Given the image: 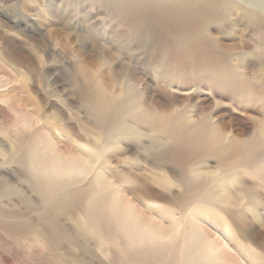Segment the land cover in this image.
<instances>
[{
    "label": "rangeland",
    "instance_id": "rangeland-1",
    "mask_svg": "<svg viewBox=\"0 0 264 264\" xmlns=\"http://www.w3.org/2000/svg\"><path fill=\"white\" fill-rule=\"evenodd\" d=\"M107 2L106 0H0V186L7 183L16 190H14L16 193L9 192L6 195L0 193V264H134V262L135 264H178L179 259L175 258L189 252L190 249H195L194 247L203 240V242L206 240L213 242V248L221 253L219 264H264V204H262L264 180L254 178L242 168L249 167L248 164L253 161L262 162L264 167V147L254 146L253 139H258L259 143L261 142L259 135L264 134V21L242 20L238 22L240 28L235 30L230 20L225 23L226 19H221L219 22L209 19L210 21L206 20L205 23L198 16V11H192L191 8L187 10L176 5L142 2L141 8L146 11L143 12V9H136L127 1L120 2L117 6L109 4L111 0ZM174 7L178 15L173 14ZM175 19H178V22ZM202 24L207 27L204 28ZM50 27L57 30L52 38L47 37V30ZM208 30L221 42L236 48L243 46L244 50H232L229 53L210 44L207 46V43L203 42V36ZM115 33L119 38L114 36ZM56 35L59 37L57 38ZM110 36L113 38L112 41ZM77 41L80 45L84 43L83 46L86 48L94 43L107 42L109 45L112 44V47L117 44L116 54L135 66L139 75L149 82L152 90L163 94L167 88L166 91L176 95H191L193 100L196 97L209 99L210 102L205 106H209L215 116L220 117L223 122H228L233 131L235 130L238 139L247 141L240 145L236 144L237 149L233 148L234 150L229 153V156L236 154L238 158L242 157L244 160H236L237 163L234 164L236 166H226L223 171L227 169V172L220 176V181L223 180L222 184L219 180L215 182V185L219 184L226 188V191L229 190L228 193L236 203L235 209L223 208L226 212L218 206L216 210L215 205L209 204L208 201L206 203V198L203 197L204 193L207 195L206 186L203 188L201 185L198 186L189 174L219 173V165L213 155L189 150L185 146L181 147L183 150L173 148L171 143L164 146V149L160 150L161 153L159 151L156 156L158 161L153 160V163L150 158H147L146 162L140 158L134 161L133 142L126 143L112 152L110 168L114 175L134 174L151 188L149 192L151 199L143 198L138 194L133 197L132 191L129 192L131 187L126 185L122 196L131 200V203L146 215L163 219L162 224L165 227L172 213L176 215L172 216L180 217L196 209L192 213L198 214L194 215V221L201 230L192 233L204 238L203 240H197L196 235H193L194 239L191 238L192 233L187 228L180 231L182 235L179 233L172 236L171 243L161 241L145 244L144 240L130 243L126 241L125 236L123 238L121 230L117 228L115 234L120 233L118 234V238L122 236L120 241L111 239L114 229H112L113 233L110 232L112 236L109 231L108 234L105 231L103 234L79 233L70 220H67L68 216L65 213L63 214L62 211L58 213V209L48 208L45 202L37 198L35 193L33 194L24 169L11 162V156L25 151L28 146L36 147L38 150V161H42L44 156L40 151L43 146L48 150L51 149L49 144L60 153L67 152V147L74 152L78 151L81 146L74 147L73 143L76 140L79 142L76 141L75 145L86 143L85 138L81 140L71 136L72 140L69 138V132L72 130L71 132L80 134L79 127L82 124L87 127L90 139H95L96 126L87 114L84 104L85 92L80 82L74 80L77 67L73 65L71 51L79 47ZM243 61L254 71L250 70L248 73H253L248 74L239 67ZM194 102L190 105L193 106ZM61 141L66 142L61 144ZM164 151L166 153H163ZM241 151L247 156H242ZM172 169L173 173L170 172ZM39 177L46 179L43 174H39ZM68 177L72 178L66 175L56 179L52 184L56 185V188L66 185L69 182ZM111 177L108 175L107 179L110 180ZM160 177H167L168 183L171 181V184L161 182ZM233 177L234 179L237 177V180H233ZM110 181L114 182V177ZM84 182H78L70 186L69 190L58 191L57 194L65 193L68 205L76 202L83 210L82 207H86L87 203L84 199L90 197V192L85 186L87 182ZM177 182L179 188L174 184ZM80 184L81 186H78ZM251 193L254 194L251 196ZM77 196L83 201H79ZM196 198H199V201ZM202 199L204 204L201 202ZM148 202L151 203L147 204ZM196 206H200V210L203 207V210L207 209L208 212L202 210L200 213ZM45 219L55 225L56 235L58 234L52 241L54 245H49L51 247L34 242L37 237L32 231V227H35L33 224L38 223L41 226L46 223ZM26 221L29 225L25 223ZM168 228L166 227L165 233L167 235L170 234ZM247 236L253 238V241ZM136 242L139 244L136 245ZM254 242L256 244H253ZM181 245L185 248L182 249ZM98 247L103 248L104 251L102 252Z\"/></svg>",
    "mask_w": 264,
    "mask_h": 264
},
{
    "label": "bare ground",
    "instance_id": "bare-ground-1",
    "mask_svg": "<svg viewBox=\"0 0 264 264\" xmlns=\"http://www.w3.org/2000/svg\"><path fill=\"white\" fill-rule=\"evenodd\" d=\"M107 1L108 0H106V2ZM123 1H127V3L132 4V7H136V9L141 8L142 2L176 5V6H179L187 10H190L191 8L192 11L193 10L198 11L197 13H199L198 16L200 17L201 21H205L206 23V20L210 21L209 19H211V21L213 22H219L221 21V19H226L225 21L226 23L228 22L227 20H230L232 22V28H234L235 30L240 28L238 25V22L242 20H245L246 22L253 20V19L264 21V0H111V3L109 4L117 6L120 2H123ZM120 5H123V4H120ZM107 7H109V5ZM175 7H174V11L172 10L173 14H175L177 11L175 10ZM141 9H143V7ZM143 12H146V11L144 10ZM162 17L164 16L162 15ZM188 17L190 16L188 15ZM178 19L177 20L175 19V20L178 22ZM221 23H220V26L223 24ZM203 27L205 28L207 26L203 25ZM56 31H57L56 29H53V28L51 29L50 27L47 30V37L52 38L56 34ZM56 36L57 38L59 37L58 35ZM114 36L119 38V36L116 33L114 34ZM203 38H204L203 42L207 43V46L208 44H210L212 47L221 49L222 51H226L230 53L232 50H237V51L244 50L243 46H239L236 48V47H233L232 45L230 46V44L227 45L224 42H221L220 39H218L216 35H213L211 32H209V30L205 34V36H203ZM110 39L112 41L113 38L110 36ZM80 42L82 43V41ZM77 44L79 47L74 46L77 49L74 51H71L73 55V59H74L73 65L74 67L75 66L77 67L76 70L74 69L75 70L74 80H78L80 82L81 87L83 88L85 92L84 104L87 110V114L93 119L92 123L94 126H96V134H95L96 137L94 136L95 139L93 140L90 139L88 135L87 127L83 126L82 124L80 125V127L78 126L81 133L79 132L80 134H78L77 132H74V131L71 132L72 130H70L69 138H71V136L72 137L74 136L75 138H79L81 140L85 138L86 143L81 142L75 145L74 143H76L77 141L76 139H74L76 141L73 143L74 147L80 145L83 149L80 147L78 151L74 152L67 147V152H65L66 151L65 150L64 151L65 153H60L57 150H54V148H52V146L49 144V147H51V149L48 150V148H44L46 146H43L44 149L42 148V150L40 151L42 152L44 156L42 158V161H38L39 160L37 156L38 150L36 149V147L28 146L25 148V151H21L19 152V154L11 156V162H14L15 164L19 165L26 172L27 179L28 181H30L31 188H32L31 191L33 192V194L35 193L37 195V198L39 197L42 200V202H45L48 208L51 207V209H55V210L58 209L59 210L58 213H60L61 211L63 212V214L65 213L68 216V218L66 217L67 220L68 219L70 220L75 230L79 233H83V234H91V233L101 234L102 233L103 234V231H105V233L108 234V231L109 233L110 232L113 233L112 229H114V235L110 233L111 236L113 235L112 236L113 238L109 235L113 241H120L121 240L120 237L123 236L124 238L125 236L126 241L127 240L128 242L130 241V243L131 241L134 242V241H142V240L145 241V244L146 242L155 243V242H161V241H165L166 243L168 242L171 243V241L173 240L172 236H175L179 233L182 235L183 233H181L182 232L181 230L185 228H187L188 230L189 229L192 230V231L189 230V232L191 233L193 231L196 232L198 230H201L196 224V222L194 221L195 220L194 215H196L197 213L195 214L192 213L196 209H194L193 211H190L187 214L185 213L184 215H181L180 217H175L176 216L175 213H172L171 216L169 217L170 219L169 223H167L165 220V222L167 223L166 227H169L168 229L170 230L168 231L170 234L168 233L169 235H167L165 234L167 232L166 227L162 224L164 223L163 219L160 220L159 218H157L158 216L154 218L153 216L146 215V213H144L143 211L138 209L134 204H132L131 200H128L124 196H122L124 187L130 186L131 188L129 189L130 190L129 192L132 191L133 197L134 195L138 194V195H141V197L147 199L151 195L149 193L151 188H149L148 185L140 181V179L134 174L114 175V173L112 172L113 170H111L110 168L112 152L115 150H118L119 147H121L122 145L126 143L133 142L134 144L133 146L134 151L132 152L134 161L140 158V160H143L146 162L147 158H150L152 160V163H153V160H157L156 156L159 153V151L161 149H164V146L171 143V146L173 148H181V147L183 148V146H185L189 150H196V151H200L206 154H210L211 156L213 155L214 158L216 159L217 164L219 165L218 166L219 173L217 174L214 172L213 173L212 172L211 173L210 172L196 173L194 171L195 173L193 174L189 173L191 174L190 177L192 178L193 182L194 181L197 182L198 186L201 185L202 188L206 186L205 189L207 190L206 192L207 195H204L205 194L204 193L203 197L205 196L204 199L206 198V203L208 201L209 204L215 205L214 207L216 210H217L216 206H218L219 208H222L221 209L222 211L224 210L223 208L225 207H226L225 208L226 210H228L227 207H233V209L237 208L236 203L233 202L231 195L228 193L229 190L226 191V188L224 189L219 184H218L219 186L215 185V182H217L218 180L220 181L221 179L220 176L224 174V172H227V169L226 171H223L226 166L234 165L237 163V161L244 160L242 157L238 158L236 154H231L230 156L234 155L231 158L229 156V153H231L230 151L237 149L238 146L235 147L236 144L239 143L240 145V143L242 144L247 143V141H244L243 139L242 140L238 139V137L234 133L235 130L233 131L232 129V126H230V124H227L228 122L227 123L223 122L220 117L218 118L217 116H215L214 112H212L211 109H209V106L207 107L205 106L207 102H210L209 99L204 98V97L203 98L196 97L195 100H193L191 95H185V96L181 94L176 95L174 93H171V91L170 92L166 91L167 88L165 89L164 88L165 86L162 87L165 89L164 90L165 93L163 94L152 90L149 82H147L145 78L139 75L135 66L133 67L128 61H125L124 59L120 58L118 54H116L117 47L115 48V46L117 44L115 46L113 45L112 47L111 46L112 44L109 45L107 42H103L101 44L94 43V44H90L88 48L83 46L84 43L80 45L79 41H77ZM239 67L243 69L244 71H246L247 73L250 70L253 71L252 67L248 64L246 65L244 61L239 65ZM253 72H249V73L251 74ZM79 94L81 93L79 92ZM193 101L195 102L193 106H191L190 104ZM206 109H209V110L205 112ZM68 124L70 126V123ZM89 132H90V129H89ZM253 139L255 141L254 146L256 147L258 146L259 148L260 146L264 147V134L259 135V141H261L259 143H258V139L257 140H255V138ZM67 141L69 140L67 139ZM61 142H62L61 144H64V142L66 141H61ZM41 144H43V141ZM73 145H71V147H73ZM80 150H83V151H80ZM241 152H242L241 154L242 156L243 155L247 156L243 154L244 153L243 151ZM163 153H166V151H164ZM163 153H162V156L164 155ZM163 161H165L164 158H163ZM248 165L249 167L245 166L246 169L242 167L244 171L246 172L248 171L247 172L248 174H251L254 178L258 180H264V167L262 166V162L253 161V162H250V164ZM160 166L158 165V167ZM238 166L240 167L243 165H238ZM191 170L192 169H190V171ZM172 171L173 169L170 172ZM39 174L45 175L46 179H43V178L39 179L40 178ZM66 175L72 178L68 177L69 182L67 181L68 183L66 185H63L61 187L59 186V188H56V185H53L56 179L58 180L59 178H62L63 176H66ZM108 175L114 177V182L110 181L112 177L110 180L107 179ZM236 178L237 177H235L234 179L233 177V180H237ZM225 179H228V178H225ZM80 180L87 182L85 186H86V189L90 192V197H91V198L89 197L90 199L89 198L84 199L85 201H87V203H86V207L83 206L85 207V209L82 207L83 210H81V207L80 208L78 207L79 204H77L76 202H74L71 205H68L67 199L64 195L65 193L63 195L57 194L58 191L60 192L62 190L63 191L69 190L70 186L77 184L78 182L82 183L83 181L81 182ZM160 180L161 182L165 184H168V185L171 184L170 183L171 181L168 183L169 180L167 179V177H162V178L160 177ZM233 180L231 179V183ZM221 181L223 182V180ZM235 183L237 184V181ZM174 184L175 186L177 184L179 188L178 182ZM78 186H81V184ZM14 190L15 188L7 183H4L0 186V193H2L3 195H6L9 192L16 193L14 192ZM206 190H204V192ZM252 194L254 193H251V196ZM16 195L18 196V194ZM85 197L86 196H84V198ZM193 197L194 196H192V198ZM77 198H79V196H77ZM80 198H82V195H80ZM80 198L78 200L83 201L82 200L83 198L81 200ZM149 199L151 198L149 197ZM196 199L198 200L199 198H196ZM204 199L201 200L202 203L204 202ZM72 201H74V199ZM159 201L160 200H158V202ZM169 201L172 202V200H169ZM201 202L199 203L201 204ZM149 203L151 202H148L147 204ZM143 204H145V202ZM262 204L264 203L262 202ZM234 206L236 207L234 208ZM198 208H199L198 209L199 211L201 207L199 206ZM210 209L213 210L212 208ZM78 210L80 212H78ZM202 210H203V207H202ZM202 210H200V213ZM204 210L207 211V209H204ZM183 211L185 212L186 210H183ZM76 212L80 214L78 215L76 214ZM228 212L230 213V211ZM173 214L175 216H172ZM45 221L46 223L41 226H39L38 223L33 224L35 227L34 228L32 227V231L37 237V240L34 242L40 245H46L48 247L50 244L51 245L53 244L52 241H54L56 230H55V225H53L46 219ZM25 223L29 225L27 221ZM110 228L112 231L110 230ZM116 228L118 230L119 229L121 230L122 236H120L119 238H118V234L120 233L116 232L115 234ZM181 235H178V236H181ZM193 235H196V233L195 234L192 233L191 238H193ZM256 235L257 234L255 233L254 237ZM196 237H197L196 238L197 240L204 239V238L198 237L197 235ZM247 237L251 241H253V238H250V236H247ZM193 241L195 242V240ZM203 241H201L199 245L194 247L195 249H190L189 252L181 254L180 257L175 258V259H179L178 264H219L220 263L219 260L221 259V256L219 255L221 253L218 251V249L213 248L214 247L213 242L209 240H206V242H203ZM258 241H260V239H258ZM190 242L191 241H189V243ZM96 243L99 244V241L96 240ZM137 243L138 242H136V245ZM154 243H151V244H154ZM124 244H126V242ZM253 244H256V243L254 242ZM115 245H116V242H115ZM141 245H138V246H141ZM125 247L126 246L124 245V248ZM183 248L185 247L183 246L182 249ZM110 249L113 250L111 247ZM101 250L102 252L104 251L103 248ZM106 253H108L107 250H106Z\"/></svg>",
    "mask_w": 264,
    "mask_h": 264
}]
</instances>
